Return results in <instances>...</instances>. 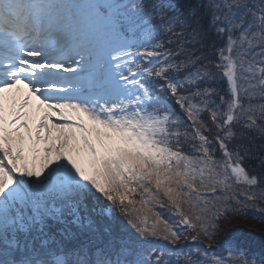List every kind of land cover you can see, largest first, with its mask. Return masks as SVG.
<instances>
[{"label":"snow or ice","instance_id":"obj_1","mask_svg":"<svg viewBox=\"0 0 264 264\" xmlns=\"http://www.w3.org/2000/svg\"><path fill=\"white\" fill-rule=\"evenodd\" d=\"M251 211L264 0H0V264H264Z\"/></svg>","mask_w":264,"mask_h":264},{"label":"trees","instance_id":"obj_2","mask_svg":"<svg viewBox=\"0 0 264 264\" xmlns=\"http://www.w3.org/2000/svg\"><path fill=\"white\" fill-rule=\"evenodd\" d=\"M251 215H255L258 217L257 219H249V218H243L239 219L235 224L230 225L229 227L232 229H241V232H238V236H243L246 239L253 240L256 244H259L261 239L264 238V217L261 216L259 212L251 211ZM224 237H220L222 240ZM187 243V242H186ZM214 250L218 254L225 255V258H227V246L220 247L218 245H214Z\"/></svg>","mask_w":264,"mask_h":264}]
</instances>
